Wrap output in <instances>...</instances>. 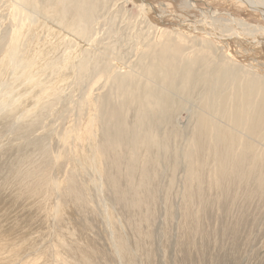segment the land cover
Listing matches in <instances>:
<instances>
[{
  "label": "rangeland",
  "instance_id": "374dc122",
  "mask_svg": "<svg viewBox=\"0 0 264 264\" xmlns=\"http://www.w3.org/2000/svg\"><path fill=\"white\" fill-rule=\"evenodd\" d=\"M8 1L0 0V50L2 48L0 54L3 52V54L0 55V74L2 75V78L0 75V97H4L0 98V118L3 114L6 115L9 113L7 112V106L9 105L8 101H11V98H15L17 100L18 110L16 113H14L15 116L11 119L12 121H8L6 123L0 120V146L4 147L6 145H22L25 142V139L19 136L18 131L15 130V128L17 127V129H19V127L21 126H31L33 127L32 130L37 129L34 132V136L38 137L39 135V137L47 139L49 143H51V141L53 142L52 144L48 145L49 148L51 147L53 149L52 152L54 154V167H51L50 158L48 166L49 168H47L44 171L43 175L40 177L42 181L39 178L40 170L32 172L30 177L26 178V181L28 182L31 179H37L38 184L34 189L35 197L32 199V201H34L35 203L31 202L30 200L27 201V199L21 204H18L15 199L6 200V198H8L9 196L4 195L3 193L0 194V202L4 201L2 202V204L4 203V209L10 212L12 211V208H14L13 217H11V214L7 216V218L11 220L7 222L9 224L6 223V226L16 228L25 227L28 229L30 228V233H33L35 231L36 233L38 232L35 237V240L38 241V243L35 242L34 244H40L42 247L40 251L35 253L30 252L31 250H27L25 252L19 251L18 259L20 261L17 259L18 262L15 261L12 263L11 261H8L7 257H4L3 260L5 264H19V262L25 261H22L21 257L31 258L32 260H35V258H33L32 256H37L38 259L34 264H72V261L78 259L77 257H79L80 254L81 256L84 254V252L80 251L74 252V245L73 243H71V240L66 241V239H64L63 237L66 234H73L71 232H73L74 230H76L77 238L80 239L81 243L84 242V247L88 249V252H85L86 255L83 256L88 255L89 263L91 260L95 259V256L99 257L97 254H95L96 250H99V252L103 253L105 251L103 249L107 248L106 251L108 253V256H106L107 254L105 255L103 253L102 257H108L109 262H106V259H102V257L101 259H96V262L103 263L104 261V263L107 264H116L117 262H120L117 264H129L133 259L136 260L137 263L139 262L138 264H140V258L144 251V254H147V257L149 259L144 260L143 264H151L153 258H150L149 256L152 253L151 250H153L152 235L157 233L156 238L161 241L163 239L166 240V231H169L170 229L175 230L176 228L174 227L175 225L173 223L180 224L182 222L183 224H186V222H188L192 226L195 223L196 226L197 223L200 224L207 218L208 219L205 224H202L203 226L201 227V229H197V231L196 229H194L195 226H193V229H191L193 232L189 234L188 239L184 238L185 240H188L187 244H191L187 245L188 250L186 249L185 251V254H187L188 252V254L191 256L190 261L186 260V256L183 258L184 250L181 251L179 249V246L176 248L173 247L176 251L172 249V255L169 254L171 258L168 257L163 241L161 243L162 250L159 251L158 249L156 251V254L154 255L155 260L159 259V264H161V262L163 264H264V160L261 159L263 157L262 153L264 152V146L262 145L264 144H256V148H253V141L251 137H248L246 138L247 140H244V135L242 136V138H239L237 142V144H239L237 146H234V148H232L233 146L229 148V152H226V154L228 153L227 155L234 152V149L237 150V153L244 149L245 141L250 143V148L248 150L250 157L247 158V155L243 157L244 159H247L245 166L246 170L248 171L247 173L249 174L243 177V179L239 180L238 182L233 181L235 179L233 176L229 177L226 175L229 178L227 179V181L221 183V186L224 189H221V194H219V197L221 198H218L216 205L213 204L215 203L213 199H217V197L215 196L211 199L210 202L207 203V205H203V207L201 206V203H198L197 201L195 203L191 201V203H189L187 206V198H193L192 196H190V192H187L191 190L190 187L194 186L196 189V194L201 195L200 193H202V190L211 187L213 183L212 180L208 182L206 177L194 179V177H197V172H194L193 175V171L190 170L191 167L189 165V170L188 168L186 170L191 172L185 171V173L188 175V178L193 180H189L190 184L187 180L189 187L185 186L181 188L182 194L185 193L183 194V197H185L186 199L185 205L183 203H180L179 208L184 207L186 209L185 206L189 207L191 215L188 216L187 214L188 218H185L187 211L185 212V209L183 208L178 209L181 210L179 211V213L182 214L178 213L177 217L174 218L175 221L170 220L173 218L169 217V213L166 212L167 218L169 220L168 223H166L167 221L165 222V218H163L159 223H153V220L152 223H144V217H148V211L142 210L140 212V210H138V207L139 203L142 202L141 204H145L144 209H147V204L145 202L146 200L143 197L138 199V197L133 194V191H130V184H133V181L135 182L134 174L130 173V175V171H126L124 169L121 170L120 166L117 163L114 164V159L119 155V150H117V148L110 149V147H113L114 145H112V143L109 144L108 142H106V135L102 133V129H100L101 133L99 131H95L93 126L94 123H92V119L95 117L96 113L98 119L100 118L101 105L98 100L100 98L101 101L103 94L109 91L108 88L111 81L119 79L120 83L122 82L121 85H127L130 82L129 75L131 73L133 74H131L130 76L136 74L134 76L139 77V79L141 77L142 79H144L146 78L144 71L153 67L156 73L161 74L160 83L156 84L154 82H151L145 84L141 83L142 81H140L141 84H139L143 86V89H148V91L154 89L157 95L162 94L165 99H167V97H170V95L173 97L171 90L167 88V74L160 67H158V62L160 60L168 62V64L171 66V69L178 68L179 65H181L180 67H183L185 63L186 65L189 64L188 66H190L192 65V63H196V61L201 57L202 59H206L207 66L211 68L216 65L221 66V69L227 66H234L237 69L236 71L240 72H235L233 75L235 76V74H244L247 77V82H249L250 79L251 81L253 80L250 89H252L255 97L256 95L258 96L256 97L258 101L264 99V0H75L76 2L73 1V3L72 0L40 1L41 7L42 5H48L49 10H55L57 9V7L62 6L63 3L71 2L73 6H75L76 4L81 5V14H83V16L88 19L84 18L85 22L81 23L79 22L82 21L81 19L78 18V21L76 19L77 17H72L71 15H69L68 18H71L70 27L65 26L59 20H55L52 15L44 12L43 9H40L39 7L37 9V7L26 3L24 0ZM75 25H78V28L72 29ZM227 30L234 32V36L232 37L233 39L230 37L226 38L227 36L224 37L223 32L226 33ZM219 32H222V35H220L221 33L219 34ZM212 33L215 35H213ZM216 34H218L219 36ZM13 41H15V43ZM67 45L70 47H67ZM58 46H60V48ZM49 47L50 49H48ZM96 48L99 51H97ZM47 50L51 52L49 53ZM86 51L88 53L90 52V54L92 55V58L89 60H94L93 62L89 63V66L86 69H83V71L86 72L85 74H81V72H79L76 67L73 69L74 71H70L69 69H67L69 68V66H73L76 63L82 61L84 54L87 53ZM97 52L100 53L95 54ZM11 53L14 55V61L13 64H11L12 68L8 71L9 73L5 76L2 74L3 67L5 66L4 64L8 63V60L12 57L10 56L8 58V54L11 55ZM53 54L55 55L53 56ZM199 55H201V57ZM28 56L34 57L36 64L42 63L44 61L54 63V67H52V70H54V74L58 72L57 75H59V77L63 79V82L61 84H58L56 81L59 77H54L55 79L52 80V83L55 84H52V91L53 94H55L54 97H65L67 99V103L59 101L58 103L48 105V110H46L43 105H45L47 98H51L52 95L47 97L46 94L41 98V100H39L40 93L38 95L37 92L40 91L36 87V84L33 83L30 77H27L19 72L21 65L32 64L29 61H26ZM162 57L165 60L162 59ZM184 58H186L185 60L187 62L184 60ZM119 59L121 61H119ZM115 60H118V62H116ZM236 61L238 62V64ZM121 62L122 64H124L122 65ZM208 62L212 63V65H208ZM36 64L34 68V76L36 77L37 75H39L43 77L44 72L42 71L41 73H38L40 67ZM103 66L104 68L106 67V69H104ZM55 69L57 71H55ZM65 69L68 71H66ZM132 69L133 71H131ZM260 69L262 70L260 71ZM12 70H14V72ZM31 71L33 72V70ZM128 72L131 73H129L128 75ZM62 73L65 74L63 75ZM139 73L142 74V76L139 75ZM224 75H227L226 71L222 72V76ZM23 82L25 83L26 88L25 86H23ZM103 83L105 84L102 85ZM235 83L239 85L240 90L243 89L237 79H235ZM97 86L101 88L99 89ZM30 90L32 91L30 92ZM33 91H36L35 94ZM159 100L161 101V99ZM179 101L180 106L183 109L178 107V109L173 113L174 125L179 128L182 127L181 129L189 128V125L193 120L191 117H193L194 112L198 110L197 103L184 102L182 98H180ZM153 104L156 105L155 103H150V107H148L151 108L152 106H154ZM43 113L44 116H42ZM88 113H90V115ZM202 113L205 114V112ZM124 118L130 120L131 122L134 116L132 115V113H130L128 115H125ZM63 119L66 122L64 124L62 123L64 122ZM254 120L255 124H259L260 118H256ZM168 122L169 120L166 121V123ZM261 124L264 131L263 121H261ZM33 125H35L36 127H34ZM111 125L112 124H110V126ZM106 127L107 125L105 126V128ZM245 130L248 131L246 128ZM245 130L243 129V131ZM57 131H59L61 134H59V132L57 133ZM229 131L231 132L230 129H226L224 133H229ZM63 132L64 134H62ZM224 133L222 132V135ZM52 134H54L55 137L54 135L52 136ZM250 136H252V134ZM64 137L67 138V140ZM192 137L193 135H190L188 137V139H190L189 145H193L197 140L195 137ZM63 138L64 140H66V144L62 140ZM127 139H129L128 136H124L122 138V140ZM231 139L233 138L231 137ZM231 139L230 141L233 142L234 139ZM101 141L102 143L99 144V142ZM1 142L4 145H2ZM208 143V146L207 144L206 146L210 148L213 145L212 140H209ZM95 144L98 146H96ZM102 145L104 146L102 147ZM213 148L216 149L215 147ZM94 150L97 151L95 152ZM106 150L108 151V153ZM54 151L56 153H54ZM103 152L108 154L106 158ZM113 153L115 154L113 155ZM201 155L199 154L198 157H200ZM202 156L203 157H201V159L203 158L204 160V155ZM93 157L95 161L93 160ZM103 157L105 159H103ZM238 157V154H236V156L233 157V160L235 161ZM59 160H62V166L59 164ZM101 160H103L107 166L105 164L103 166L102 163L104 162H101ZM96 161H99V163ZM43 162L44 161H41V163ZM41 163L38 161L35 163V165ZM258 165L259 167H257ZM42 166L43 165L41 164V167ZM97 168L100 170H98ZM115 169L118 173L115 171ZM232 172H235L236 174L237 170L235 169V166H231L230 162V167L227 173ZM125 173L127 174V177H129V179H132L133 181H129V179L126 180L124 178L125 181L128 182V185L123 186V188H118L116 186V180L123 179L122 177L118 176ZM112 182H114L115 184ZM108 184H111L112 186H109ZM216 184L218 185L219 183L216 182ZM114 186L118 194L122 193L124 191L123 189L129 190V199H127L128 201L124 199L125 197L122 198V201L112 199V196L116 197L115 194H117L114 190ZM225 187L227 188L225 189ZM110 188H112V190ZM184 188L185 191L183 190ZM117 189H119L120 191ZM224 190H226L227 192H224ZM38 191L39 193L37 194ZM206 194L213 195V193L211 192H207ZM226 197H229L228 203H221V207L224 209V211H219V200ZM50 198L52 201L49 200ZM131 198H133V200ZM136 202H138V207H136ZM117 203H120V206H117ZM62 204H65V206ZM126 205V209L128 210L129 208V210H131L134 216L133 219L126 218L127 216H125V212H123V210H126L123 206L126 207ZM111 206L115 207L112 208ZM130 206H132L133 209ZM17 208L20 211V215L16 218L14 214ZM65 208L68 212L64 210ZM115 208L117 210H115ZM169 208H167L166 211H169ZM105 209H108L107 211H110L111 213L105 212ZM119 211H121L122 214H120L121 212L119 213ZM218 212L221 214H219ZM83 213H85V215H87L88 217ZM27 214L29 216H27ZM118 214L123 217H120V215ZM29 217L31 219H29ZM73 217H75L76 219ZM151 217L152 215L149 216L150 219ZM86 219L89 220L87 221ZM133 220L135 221V223H133ZM137 220L139 222H137ZM177 220H179L180 223ZM70 221H74V223H71ZM131 221L133 225L131 224ZM206 224L208 225L206 226ZM140 225L143 226V228L139 231L138 226ZM35 227L39 231H37ZM46 234L47 237L44 238ZM53 234L58 235L53 236ZM87 234H89V237L87 236ZM203 234L205 235L203 236ZM194 235L196 237H194ZM56 238H59V240L64 243V246L58 247V245L56 244V241L58 239ZM121 239L123 240L120 243ZM168 241L172 246H175L178 241H180L178 234L176 235V237H174V235H171ZM27 244V247H31V245H33L30 242H28ZM68 245L71 247H69ZM94 245H96V247ZM139 245L141 247H139ZM149 245L150 249L148 248ZM103 246L106 248H103ZM89 247L92 249V251L91 249H89ZM108 249L110 252L108 251ZM139 251H141L142 253ZM110 253H112L113 255H110ZM158 256L161 257L159 258ZM65 257L66 259H64ZM47 258L50 260H48ZM116 258H120V261H118V259ZM181 258H183L184 260ZM113 259H115V261L117 262H115ZM131 264L133 263L131 262Z\"/></svg>",
  "mask_w": 264,
  "mask_h": 264
},
{
  "label": "bare ground",
  "instance_id": "6f19581e",
  "mask_svg": "<svg viewBox=\"0 0 264 264\" xmlns=\"http://www.w3.org/2000/svg\"><path fill=\"white\" fill-rule=\"evenodd\" d=\"M24 1L26 3H28V4H31L34 7H37V9H38V7L40 9H43L44 12L52 15L55 20H57V21L59 20L65 26H68V27L71 26L70 25L71 24V22H70L71 18H68L69 15H71L72 17L73 16L77 17L76 18L77 20H78V18L81 19L82 21H79L78 20L81 23L82 22H85V20H84L85 17L83 16V14H81V7H80L81 5H79V4H76L75 3L76 5L73 6V4H71V2L70 3H63V5L57 7V9H55V10H49L48 5H42V7H41V4H40V1L41 0H24ZM73 1L76 2L75 0H72V3H73ZM191 4H193V3H191ZM191 6H193V5H191ZM11 12H13V11H11ZM85 19H88V18H85ZM18 21H20V20H18ZM223 23H224V21H223ZM77 26L78 25H75L72 29L78 28ZM4 32H5V30H4ZM217 33H218V31H217ZM83 34H85V33H83ZM219 34L222 35V32H219ZM31 35H32V33H31ZM213 35H215V34H213ZM216 35H218V34H216ZM223 35H224V37L227 36L226 38H228V37L232 38L234 36V32H231V31L227 30L226 33L223 32ZM73 38H76V37H73ZM67 39H70V38H67ZM63 41H66V40H63ZM78 41H79V39H78ZM13 42L15 43V41H13ZM72 43H71V45H72ZM226 43H227V41H226ZM6 44H8V43H6ZM69 45H70V43H69ZM58 47L60 48V46H58ZM67 47H70V46L67 45ZM59 48H58V50H59ZM97 48H99V47H97ZM97 48H96V50H97ZM48 49H50V47ZM53 49H54V47H53ZM1 50H2V48H1ZM97 51H99V50H97ZM246 52H247V50H246ZM99 53L97 52L95 54H99ZM1 54H3V52ZM54 55L55 54H53V56ZM236 55H237V53H236ZM10 56H12V57L8 60V63L4 64L5 66L3 67L2 74L5 75V76L9 73L8 71H9V69L12 68L11 64H13V61H14V55L12 53H11V55L8 54V58ZM167 56H166V58H167ZM199 56L201 57V55H199ZM66 57H67V55H66ZM150 57H153V56H150ZM150 57H147V58H150ZM91 58H92V55L90 54V52L89 53L87 52L86 54H84V57H83L82 61H80L79 63H76L73 66L72 65L69 66V68H67V69H69L70 71H72L76 67V69L79 72H81V74H85L86 72L83 71V69H86L89 66V63L90 62H93L94 59L93 60H89ZM153 58H156V57H153ZM162 59H164V58L162 57ZM168 59H169V57H168ZM185 59L186 58H184V60ZM239 59H238V61H239ZM26 61H29L32 64L21 65V68L19 69L20 70L19 72L22 73L23 75L27 76V77H30V79L33 81V83L36 84V87L40 91V92H37L38 95L40 93L39 100H41V98L44 95H46V94H47V97H49L50 95H52L51 98H47V101L45 102V105H43L46 108V110H48V105H51L53 103H58L59 101H61L63 103H67V99L65 97H62V96H60V97H58V96L57 97H54L55 94H53V91H52V84H53L52 83V80L59 77V75H57L58 72L56 74H54V72H53L54 70H52V67H54V63H51V62L49 63L47 61H44L42 63L36 64L35 63V58L32 57V56H28ZM97 61H99V60H97ZM119 61H121V60L119 59ZM116 62H118V60ZM122 62H121V64H122ZM231 62H233V61H231ZM177 63H179V62H177ZM35 64L40 67V70H39L38 73H41L42 71L44 72L43 77H41V76H39L37 74H36L37 75L36 77L34 76ZM209 64L212 65V63H209L208 62V65ZM237 64H238V62H237ZM17 65H19V64H17ZM63 65H66V64H63ZM188 65L189 64L186 65V63H185V65L183 67H180L181 65H179L178 68L171 69V66L168 64V62L163 61V60H160L158 62V67H160L167 74L166 75L168 77L167 78L168 79L167 80V83H168V87L167 88L170 89L171 90V93L173 94V97L170 95V97H167V99H165L162 96V94H158L157 95L155 93V90L154 89H151V90L148 91V89H143V86L140 85L141 83H145V84H148V83H151V82H154L156 84H159L160 83L161 74L156 73L155 70L153 69V67H151V68L147 69L146 71H144L146 78L142 79V77H141L140 79H142V80H140L139 77L134 76L136 74H134L133 76H130L133 73L128 72V75H129V73H131V74L129 75L130 82L127 85H121L122 82L120 83V80L119 79H116L115 81H111L110 86L108 88L109 91H107V93L104 92L105 94H103L101 101H100V98L98 100L99 103H100V105H101L100 118L98 119V116H97V113H96L95 117L92 119L93 120L92 123H94L93 126H94L95 131H99L100 132V129H102V133H104L106 135V142H108L109 144L112 143V145L115 146V147L114 146L113 147H110V149L111 148H117V150H119V155L114 159V162H115L114 164L117 163L120 166V169L121 170L124 169L126 171H130L129 174L130 173L134 174V180H135V182L132 179L130 180L129 177H127V174L126 173H128V172H126L125 174H122V175L118 176V177H122L123 179H117L116 180L117 181L116 186L118 188H123V186L128 185V182L125 181V179L126 180L129 179V181H133V184L132 183L130 184V191H133V194H135V196H137L138 199H140L141 197H143L146 200L145 202L147 204V209H144V205L145 204L144 205L141 204L142 202L139 203V207H138V202L139 201L136 202L137 203L136 207H138V210H140V212L142 210L143 211L144 210L148 211V217H144L145 218V222L144 223H146V222H151L152 223V220H153V223L154 222L159 223L163 218H165L166 219L165 222L167 221L166 223H168L169 220L167 218V213L166 212L169 213V217H172L173 218V219H170V220H174V218L177 217L179 211H181V210H178V209H183L184 208V207L183 208H179L180 203H183L185 205V199H186L185 197H183V194H185V193L182 194L181 188L182 187H185V186H188L189 187V185L187 183V180H188L189 184H190V181L189 180H193V179L188 178V175L185 173V171H188L189 170V168H188L189 165L191 167L190 170L193 171V175H194V172H197V177H194V179L195 178L198 179L200 177L201 178L206 177V179L208 180V182H210V180H212L214 184L212 183V186L211 187H209V188H207L205 190H202V193H200L201 195H197L196 194V189H195L194 186L190 187L191 190L190 191H187V192L188 193L190 192V194H191L190 196H192L193 198H191V197L187 198V200H188L187 201L188 202L187 203V206H188L189 203H191V201L194 202V203L197 201L198 203H201V206L203 207V205L204 206L207 205V203L210 202L211 199L214 198L215 196L217 197V199L216 198L213 199L215 201V203H213V204L216 205L218 198H221V197H219V194H221V189H224L221 186V183L222 182L227 181V179L229 177H232V176L235 178L233 181H235V182L237 181L238 182L239 180L243 179V177H245L246 175L249 174V173H247L248 171L246 170V166H245L247 159L246 158L244 159L243 157H245V155H247V158L250 157L249 156V153H248V150L250 148L249 147V144L250 143L247 142V141H245L244 149H242L238 153L236 152L237 150L234 149V152H232L229 155H227L228 153L226 154V152H229V150H230L229 148H231L232 146H233L232 148H234V146H237L239 144V143L237 144L239 138H242V136H244V135H245L244 140H247L246 138L251 137V139L253 141V144H252V147L253 148H256L255 147L256 144H264V131H263V127H262V124H261V121H263V123H264V120H263L264 119V99H261V100L258 101L257 98H256L258 96L256 95V97H255L252 89H250V86L253 83L252 82L253 80L251 81V79L249 78L251 82L249 80H248L249 82H247V77L244 74L243 75H241V74H235V76H234L233 74L235 72H237V73L240 72V71L239 72L236 71L237 69L234 66L233 67L227 66V67H224L223 69H221V66H218V65H216V66H214L212 68L211 67H208L207 66L206 59H202V57L200 59H198L196 61V63H194V64L192 63V65H190V66H188ZM60 68H62V67H60ZM103 68H104V66H103ZM104 69H106V67ZM133 69L131 71H133ZM31 70H33V72ZM261 70L262 69H260V71ZM12 71L14 72V70H12ZM55 71H57V70L55 69ZM66 71H68V70H66ZM102 71H104V70H102ZM224 71L227 72V75L222 76V72H224ZM135 73H137V72H135ZM15 74H16V72H15ZM62 74L64 75L65 73H62ZM139 75L142 76V74H140V73H139ZM249 75H247V76H249ZM256 77H257V74H256ZM1 78H2V75H1ZM21 78H22V76H21ZM235 79H237V81L239 82L240 86L243 89L240 90L239 85L236 84L237 82L235 83ZM140 81H142V82L140 83ZM18 82H20V81H18ZM56 82L58 84H61L63 82V79L59 77ZM23 84H24L23 86H25V88H26V85H25L24 82H23ZM26 84H28V83H26ZM94 84H95V82H94ZM97 84H100V83H97ZM104 84L105 83H103L102 85H104ZM257 85H258V83H257ZM146 87H147V85H146ZM90 90H92V89H90ZM31 91L32 90H30V92ZM35 92H34V94H35ZM98 94H99V92H98ZM2 98H4V97H2ZM180 98H182V100L184 102H195V103H197V109L198 110H196V112H194L193 117H191L193 120L190 123L189 128H183V129H181L182 127L179 128L176 125H174L173 113L175 112V110L178 109V107L182 108L180 106V103H179L180 102L179 101ZM49 99H51V100H49ZM159 99H161V101ZM8 102H9V105L7 106V109H8L7 112H9V113L6 114V115H4V114L2 115L1 114L2 117L0 118L1 121L6 122V123L8 121H12L11 119L15 116L14 113H16L17 110H18L17 100L15 98L14 99L11 98V101L9 100ZM150 103H155L156 105L153 104L154 106H152L151 108H149L150 107L149 106ZM94 112H96V111H94ZM202 112H205V114L202 113ZM130 113H132V115L134 116V118L132 119L131 122H130V120H127V119L124 118L125 115H128ZM88 114L90 115V113H88ZM42 116H44V113L42 114ZM256 118L257 119L260 118L259 124H255V120L254 119H256ZM171 119H172V121H171ZM28 120H29V118H28ZM167 120H169L168 123H166ZM178 120H179V118H178ZM128 121H129L130 125H129ZM62 123L63 124L66 123L65 120ZM181 123H183V122H181ZM110 124H112V125L110 126ZM106 125H107V127L105 128ZM168 125H169V127H168ZM33 126L36 127L35 125H33ZM222 128H224V129H222ZM245 128L248 131H246ZM32 129H33V127H31V126L30 127H28V126H21V127H19V129H17V127L15 128V130L18 131L19 136L20 137H23L25 139V142L23 141L24 143L22 145H17V146H13V145L7 146L6 145L4 147H1L0 146V194L3 193L4 195L9 196L8 198H6V200L15 199L18 204H21L22 202H24L27 199H28L27 201L30 200L31 202H34V201H32V199L35 197L34 189H35V187L38 184L37 183V179H31L28 182V181H26V178L30 177L31 173L34 172V171H36V170H40V174H39V178H40L43 175L44 171L47 168H49L48 166H49L50 158H51V167L52 168L54 167V161H53V155L54 154L52 152L53 149L51 147L49 148V145H48V144H52L53 142L50 140L51 143H49V141L47 139H45L43 137H39V135H38V137L37 136H34V132L37 129H35V130H32ZM53 129H55V128H53ZM226 129H230L231 132L229 131V133H226L225 134L224 131ZM243 129L245 131H243ZM59 131H57V133ZM60 132H59V134H61ZM222 132L225 135L224 134L222 135ZM49 133H48V135H49ZM62 134H64V132ZM249 134L250 135L252 134V136H250ZM53 135L54 134H52V136ZM190 135H193L192 138L195 137L197 139L193 145H189V140L190 139H188V137ZM213 135H214V137H213ZM124 136H128L129 139L122 140V138ZM54 137H55V135H54ZM66 137H67V135H66ZM231 137L234 139L233 142L230 141ZM64 138L62 140L65 143V141L67 140V138H65L66 140H64ZM58 139H60V138H58ZM233 139H231V140H233ZM103 140H105V139H103ZM209 140H212V143L214 145V146L212 145L210 147L211 149L207 147L208 144H209L208 143ZM19 143H20V141H19ZM19 143H17V144H19ZM100 143H102V141L99 142V144ZM206 144H207V146H206ZM2 145H4V144L2 143ZM96 146H98V145H96ZM103 146L104 145H102V147ZM262 146H264V145H262ZM213 147H215L216 149H214ZM104 152H105V150H104ZM54 153H56V152L54 151ZM107 153H108V151H107ZM62 154H64V153H62ZM104 154H105V158H106V156H108V154H106V153H104ZM114 154L115 153H113V155ZM199 154L200 155L201 154L204 155V160H203V158L201 159V157H203L202 155L200 157H198ZM236 154H238L239 157L234 161L233 160V157H235ZM262 156L263 157L261 159L264 160V152L262 153ZM105 158L103 157V159H105ZM224 158H225V160H224ZM93 160L95 161L94 157H93ZM38 161L40 163H41V161H44L43 163H41L43 165L42 167H41V164L35 165V163L38 162ZM58 162H59L60 165L62 164V160L61 161L59 160ZM96 162L99 163V161H96ZM101 162H104V161L101 160ZM107 162H108V159H107ZM110 162H111V160H110ZM230 162H231V166H235V169L237 170V173L236 174H235L236 171L234 173L233 172L232 173H227V171H228V169L230 167ZM233 162H235V163H233ZM102 164H103V166H104V164L106 165L105 162L102 163ZM257 167H259V165ZM187 168H188V170H186ZM98 170H100V169H98ZM115 171H116V169H115ZM191 171H188V172H191ZM107 172H109V171H107ZM109 173H111V172H109ZM113 175H115V174H113ZM226 175L229 176V177H227ZM112 177H110V178H112ZM238 177H241V178H238ZM99 178H101V177H99ZM184 178H186V179H184ZM247 179H249V178H247ZM40 180H41V178H40ZM88 181H90V180H88ZM100 181H101V179H100ZM216 182H218L219 184L217 185ZM112 183H114V182H112ZM105 187H106V185H105ZM226 188L227 187H225V189ZM110 189L112 190V188H110ZM115 189L116 188L114 186V190ZM117 190H119V189H117ZM123 190L124 191L122 193H120V194H118L116 192V190H115V192L119 196L117 194H115L116 197L115 196H112V199H116L118 201H122V198L125 197L124 199H126V201H128L127 199H129V190H127V189H123ZM183 190L185 191V188ZM64 191H66V190H64ZM225 191L226 190H224V192ZM77 192H79V191H77ZM207 192H211V193H213V195L206 194ZM38 193H39V191L37 192V194ZM50 197H52V196H50ZM102 198H104V197H102ZM228 198L229 197H226V198H223V199H220L219 200V203H220V206L218 208L219 211H222V210L224 211V209L221 207V203H224V204L225 203H228V200H229ZM131 199L133 200V198H131ZM134 199H135V197H134ZM49 200H51V198ZM71 200H72V198H71ZM134 201H136V200H134ZM2 202H4V201H1L0 202V264H5V262L3 260L4 257H7L8 258V261H11L12 263L15 262V261L18 262V260H19L18 259L19 258V255H18L19 253L18 252L19 251L25 252L27 250H31L30 252L35 253V252L40 251L42 249V247H41L40 244H36V245L34 244L35 242L38 243V241L35 240L36 234L38 232L36 233V231H35L33 233H30V228L28 229V228H25V227L24 228H22V227H17L16 228V227H7L6 226V223L11 220V219L7 218V216L11 214V217H13V212H14L13 209L14 208H12V211L8 212L6 209H4V203L2 204ZM120 203H122V202H120ZM119 204L117 206H120ZM60 205H61V203H60ZM62 205L65 206V204H62ZM40 206H42V205H40ZM132 206H130V207H132ZM187 206H185L186 209L184 208L185 209V212L187 211V213L185 215L186 216L185 218H188V216L191 215L190 208L187 207ZM114 207H112V208H114ZM123 207L126 209L127 208V205H126V207L125 206H123ZM167 208H169L168 209L169 211H166ZM132 209H133V207H132ZM64 210L67 211L66 208ZM107 210L105 212L109 213L110 211L108 212ZM115 210H117V209L115 208ZM120 212L121 211H119V213ZM123 212H125V216H127L126 218H129V219L130 218H132V219L134 218V216H133L131 210H129V208H128V210L127 209L125 211L123 210ZM140 212H138V213H140ZM133 213H134V211H133ZM199 213H200V211H199ZM29 214H30V212H29ZM31 214H33V213H31ZM83 214L85 215V213H83ZM120 214H122V212ZM120 214H118V215H120ZM179 214H182V213H179ZM187 214H188V216H187ZM219 214H221V213H219ZM19 215H20V211L17 208V210H15L14 216H16V218H17V216H19ZM73 215H74V213H73ZM111 215H113V214H111ZM151 215H152V217L150 219L149 216H151ZM27 216H29V215L27 214ZM85 216H87V215H85ZM106 216H108V215H106ZM120 217H123V216L120 215ZM205 217H206V215H205ZM55 218H56V216H55ZM73 218H75V217H73ZM29 219H31V218L29 217ZM49 219H50V217H49ZM189 219H188V221H189ZM207 219H205L202 223L199 222L200 224L197 223L196 226H195V223H194V225H193V226H195L194 229H196V230L197 229H201V227L205 224V222L207 221ZM215 219H216V217H215ZM86 220L88 221L89 219H86ZM180 220H182V219H180ZM68 221H69V219H68ZM74 221L73 222L70 221V222L71 223H74ZM177 221H179V220H177ZM137 222H139V221L137 220ZM26 223H28V222H26ZM133 223H135V221ZM179 223H180V221H179ZM7 224H9V223H7ZM131 224H132V221H131ZM173 224L175 225L174 227H176L175 230H172V229H170L169 231L167 230L166 231V236H167L166 237V240L165 239L162 240L163 243H164V245H165V247H166L167 255H168V257L171 258V256H169V254H171L172 249L175 250L174 248H176V247L179 246V249L181 251L184 250L183 258L186 256V260H189L190 261L191 260V256L188 254V252H187V254H185L186 249L188 250V246L187 245H189L190 243L187 244V241L188 240H185L184 238L188 239L189 234L191 232H193L191 230V229H193V226L190 225L188 222H186V224H183L182 222L180 224H177V223H173ZM107 225H108V223H107ZM162 225H164V224H162ZM207 225L208 224H206V226ZM234 227H235V225H234ZM86 228H89V227H86ZM138 228H139V231H140L143 228V226L140 225V226H138ZM146 228H148V227H146ZM214 228H215V225H214ZM35 229H37V228L35 227ZM205 230H207V229H205ZM216 230H219V229H216ZM37 231H39V230L37 229ZM148 231H149V229H148ZM163 231H164V229H163ZM71 233H73L74 236H73V234H69V235L66 234L65 236H63L64 239H66V241L67 240H71V243H73V245H74V248L72 247L74 249L73 250L74 252L75 251L76 252H79L80 251V252H84L83 255H86L85 252H88V249H86L84 247V245H83L84 242L81 243L80 239L77 238L76 230H74ZM201 233H203V232H201ZM156 234L152 235V238H153L152 239V241H153V250H151L152 251L151 255L150 256L148 255L150 258L151 257L153 258L152 261H151V264H159L160 263V260L159 259L156 258L157 260H155V256L154 255L156 254V251L158 249H159V251L162 250L161 249V243H162V241L159 240L158 238H156ZM177 234H178V237H179L180 241H178V243L175 246H172L171 243L168 241V239H169V237H171V235H174V237H176ZM54 235H58V234H53V236ZM88 235L89 234H87V236ZM204 235L205 234H203V236ZM199 236H200V234H199ZM46 237H47V234L45 235L44 238H46ZM194 237H196V236L194 235ZM60 238H62V237H60ZM133 238H135V237H133ZM56 239H58L56 241V244L58 245V247L59 246H64V243L62 241H60L59 238H56ZM201 239H202V237H201ZM100 240H102V239H100ZM122 240L123 239H121L120 243L122 242ZM28 242H30L33 245H31V247H27V245H28L27 243ZM117 242H119V241H117ZM202 245H204V244H202ZM94 246L96 247V245H94ZM192 246H193V244H192ZM69 247H71V246H69ZM139 247H141V246L139 245ZM149 247H150V245L148 246V248ZM103 248H106V247L103 246ZM113 248H114V246H113ZM89 249H91V248L89 247ZM106 249H103V250H105L103 253L105 255L107 254L106 256H108V253H107ZM91 251H92V249H91ZM108 251H109V249H108ZM47 252H45V253H47ZM49 252H51V251H49ZM139 252H141V251H139ZM70 253H71V251H70ZM103 253L102 252H99V250H96L95 251V254H97L99 257H96L95 256L94 257L95 259L93 258L95 260V262H94V260H91V261L93 263H95V264L96 263H98V264H107V263H104V261H103V263L96 262L98 260V258L101 259ZM132 253H133V251H132ZM144 253L145 252L143 251L142 256L140 254V256H141L140 261L142 262V264H143V261L144 260L149 259L147 257V254H144ZM75 254H77V253H75ZM111 254L112 253H110V255ZM83 255L81 256V254H80V256L77 257L78 259H75V261H72V264H90V263L93 264L91 261L89 263L88 255L87 256H83ZM25 256H27V255H25ZM32 257L35 258V260H32L31 258L21 257L22 261L23 260H25V261L19 262V264H34V263H36L37 262L36 260H38L37 259V256H32ZM183 258H181V259H183ZM64 259H66V257ZM102 259H106V262H109V258L108 257H105V258L102 257ZM116 259H118V258H116ZM119 259H118V261H120ZM48 260H50V259H48ZM113 260L115 261V259H113ZM115 262H117V261H115ZM131 262L133 264L134 263L135 264L137 263L136 260H133V259L131 260ZM131 262L130 263L128 262V263L131 264ZM141 262H140V264H141ZM68 263H69V261H68ZM117 263H120V262H117ZM58 264H61V263H58ZM161 264H163V263L161 262Z\"/></svg>",
  "mask_w": 264,
  "mask_h": 264
}]
</instances>
